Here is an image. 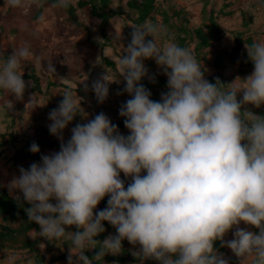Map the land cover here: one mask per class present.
Segmentation results:
<instances>
[{"label":"clouds","instance_id":"1","mask_svg":"<svg viewBox=\"0 0 264 264\" xmlns=\"http://www.w3.org/2000/svg\"><path fill=\"white\" fill-rule=\"evenodd\" d=\"M7 3L24 7L26 0ZM52 6L66 9L71 0ZM130 28L119 81L105 70L91 84L103 103L110 84L122 78L117 95L130 98L119 115L128 134L104 112L91 119L81 115V103L66 90L48 114L59 150L19 166L9 192L18 206L29 205L24 211L39 226L40 237L70 242L67 264H105L106 255L123 252L125 240L141 264H230L214 247L217 241L240 264L248 257L264 264V116L247 107L264 105V43H245L253 70L225 84L219 77L206 79L204 66L163 25ZM33 55L25 44L0 59V90L23 99L32 82L23 79L22 64ZM146 60L167 77L159 100L141 83L156 82ZM46 72L56 73L51 62ZM7 107L13 109L12 100ZM77 116L85 122H77L65 140L64 130ZM29 151L40 153V147L32 142ZM105 198L106 206L98 208ZM105 222L115 234L100 241ZM73 226L76 230H69ZM229 232L232 238L225 239ZM92 249L98 251L90 259L85 253Z\"/></svg>","mask_w":264,"mask_h":264},{"label":"rangeland","instance_id":"2","mask_svg":"<svg viewBox=\"0 0 264 264\" xmlns=\"http://www.w3.org/2000/svg\"><path fill=\"white\" fill-rule=\"evenodd\" d=\"M140 1L107 0L98 14L77 8L75 15L69 16L61 8H54L52 5L55 2L36 0L33 3L32 0H26L24 7L13 8L7 0H0V59L5 58L11 49L25 44L34 53L32 59L22 64L23 79L32 82L26 88L23 99L16 100L10 93L0 90V186L11 197L14 194L9 192L7 184L13 175H18L19 166L27 168L31 162L39 161L41 154L59 150L54 146H39L40 153H31V156L18 153L23 147L29 150L30 144L36 139L37 126L48 131L50 141L60 144L48 130V114L63 99L61 94L64 91L71 90L73 97L81 103V115L91 119L104 112L122 134H128L124 118L119 115L121 104L130 98L126 93L117 95V91L124 87L122 78L120 83L110 84L109 96L103 103L97 101L91 84L105 70L113 81H119V60L129 41L131 26L151 22L166 27L174 41L187 47L201 67L204 66L205 78L208 80L219 77L228 84L236 77L244 78L251 74L253 64L247 57L245 43H264V0H153L151 16L139 20L137 11L129 3ZM76 2L71 0L73 6H76ZM41 15L45 17L43 22L38 19ZM182 17L187 20H182ZM210 18L217 24L219 36L217 39L211 36L206 46H197L198 41L192 31L199 28L206 33ZM238 42L239 46L234 48ZM48 62L55 67V74L46 72ZM145 65L149 74L155 75L156 82L144 79L151 83L150 91L159 100L160 94L167 90V77L153 60H146ZM163 76L165 81L162 83L160 78ZM236 83L242 84V80ZM11 100L13 109L10 111L7 106ZM247 107L255 114L264 116V105L259 108L252 105ZM77 122L85 121L77 116L64 130L65 140ZM121 177L124 178L123 174ZM106 202L107 198L101 201L98 208H104ZM4 227L13 228L16 224L0 214V230ZM240 227L249 226L241 223ZM69 230L76 229L73 226ZM38 232L37 225L25 234H17L10 239L0 238V264H67L70 242L63 239L49 241L40 237ZM110 234H115L112 226L101 234L99 240L103 241ZM231 238L229 232L225 239ZM123 249L119 255H107L112 260L105 263L141 264L131 254L134 248L127 240L123 241ZM97 251L92 249L85 254L92 253L91 259ZM222 253L231 258L230 262L240 264L230 249L224 247ZM252 262L253 258L248 257L242 264ZM144 264L155 262L145 261Z\"/></svg>","mask_w":264,"mask_h":264},{"label":"trees","instance_id":"3","mask_svg":"<svg viewBox=\"0 0 264 264\" xmlns=\"http://www.w3.org/2000/svg\"><path fill=\"white\" fill-rule=\"evenodd\" d=\"M43 2H56V0H40ZM107 4V0H77L76 6H73L71 4L70 7L66 9H62L65 13H67L69 16H74L77 8L82 9L86 12H92L94 14H98V12L101 10L102 6ZM153 0H142L140 2H134L129 3V6L132 9H135L138 13L139 20H142L148 16H151L150 9L152 8ZM104 19H106V14H104ZM187 20L185 17H182V20ZM210 25L208 31L205 33L201 29L197 28L194 29L192 32L195 34V38L197 39L198 43L197 46H206L209 44L208 40L212 36L214 38H218V26L214 22L212 18H210ZM240 42L237 43V45L234 47H238ZM251 44V42H250ZM112 64V63H109ZM218 64V61H217ZM161 82L163 83L165 81V78H160ZM211 82H215L214 79H209ZM143 85L150 90L151 83L143 79L141 81ZM153 100H156L153 95L151 97ZM35 136L36 139L33 142H36L40 147L45 146H54L59 148V143L50 141L48 139L49 133L48 131L42 127L37 126L35 129ZM27 147H23L22 149L18 150V153L21 156H31V152L26 149ZM26 203H24L23 207L18 206L16 200L11 197L8 192L5 190L4 187L0 186V214L5 215L10 218L11 223H15L16 227H4L3 230H0V238H6L10 239L13 238L17 234H25L26 231L30 230L31 228L37 226L36 224L28 221L27 215L24 211V208L28 207ZM111 226L107 222H105V228L108 229V227ZM101 234L97 237V239H100ZM215 248H217L220 252L224 250V248L220 247V242H215L214 245ZM88 257L92 256V253L86 254ZM114 258V257H113ZM107 260H112L111 257H108L107 255L104 257V262ZM106 264V263H105ZM230 264H234V261H231Z\"/></svg>","mask_w":264,"mask_h":264}]
</instances>
